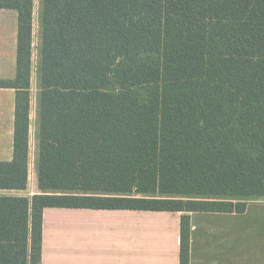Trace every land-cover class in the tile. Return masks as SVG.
I'll return each instance as SVG.
<instances>
[{"label": "trees", "instance_id": "obj_1", "mask_svg": "<svg viewBox=\"0 0 264 264\" xmlns=\"http://www.w3.org/2000/svg\"><path fill=\"white\" fill-rule=\"evenodd\" d=\"M17 12L13 157L28 177L33 0ZM39 13V11H38ZM36 183L0 197V264H41L45 209L243 214L264 200V0H40Z\"/></svg>", "mask_w": 264, "mask_h": 264}, {"label": "crops", "instance_id": "obj_2", "mask_svg": "<svg viewBox=\"0 0 264 264\" xmlns=\"http://www.w3.org/2000/svg\"><path fill=\"white\" fill-rule=\"evenodd\" d=\"M32 22L34 25V0ZM17 24L16 11L0 9V80L15 78ZM14 108L15 91L0 88V162H10L13 157ZM36 111L35 106L34 122ZM31 115L30 98V123ZM33 145L37 155V142ZM36 155L31 162L29 134L26 188L0 190V197L30 199L38 193ZM64 214H81L101 221L117 220V226L100 229L112 236L109 242L94 243L90 241L92 234L79 228L75 221V225L69 227L75 234L74 242L57 247L50 236L49 224ZM181 215L129 210L45 209L41 264H179ZM189 222V264H264V200L249 203L243 214L190 213Z\"/></svg>", "mask_w": 264, "mask_h": 264}, {"label": "rangeland", "instance_id": "obj_3", "mask_svg": "<svg viewBox=\"0 0 264 264\" xmlns=\"http://www.w3.org/2000/svg\"><path fill=\"white\" fill-rule=\"evenodd\" d=\"M38 11L40 13V0H34V25H33V41H32V52H31V77H30V98L32 106V115L30 123V142H31V162L35 158L36 153L34 152V142H36L37 132V111H36V122L34 117V108H38V79H39V19L37 21ZM36 104V105H35ZM259 201V200H256ZM255 202V201H253ZM62 210V209H58ZM76 224L79 228H84L91 233V242L101 243L109 242L112 236L108 233L101 231L100 229L112 228L117 226V220L101 221L98 218L85 217L84 215L78 214H64L59 216L53 222H50V236L53 240V244L58 246L68 245L70 242H74L75 234L69 231L71 225ZM95 229V230H89Z\"/></svg>", "mask_w": 264, "mask_h": 264}]
</instances>
